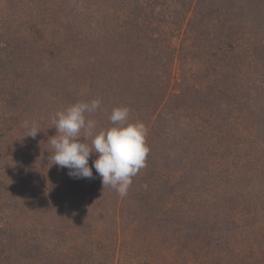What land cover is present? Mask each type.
Returning a JSON list of instances; mask_svg holds the SVG:
<instances>
[{
	"label": "trees",
	"instance_id": "1",
	"mask_svg": "<svg viewBox=\"0 0 264 264\" xmlns=\"http://www.w3.org/2000/svg\"><path fill=\"white\" fill-rule=\"evenodd\" d=\"M32 3L30 33L0 14V264H113L125 232L155 250L129 264H264V0ZM95 98L97 132L114 107L147 129L123 197L48 159Z\"/></svg>",
	"mask_w": 264,
	"mask_h": 264
},
{
	"label": "clouds",
	"instance_id": "2",
	"mask_svg": "<svg viewBox=\"0 0 264 264\" xmlns=\"http://www.w3.org/2000/svg\"><path fill=\"white\" fill-rule=\"evenodd\" d=\"M101 104L102 100L95 98L55 112L51 122L56 134L47 141L51 147L48 159L52 165L69 169L68 175L74 179L93 178L94 168L103 188L111 187L123 197L132 178L146 167L150 151L146 144L147 129L142 122L129 120L128 107H114L108 116L111 126L97 132L96 121L87 119L86 114L96 113ZM24 127L32 138L40 132L34 122L30 125L25 121ZM93 153L97 158L90 167L88 161Z\"/></svg>",
	"mask_w": 264,
	"mask_h": 264
},
{
	"label": "rangeland",
	"instance_id": "3",
	"mask_svg": "<svg viewBox=\"0 0 264 264\" xmlns=\"http://www.w3.org/2000/svg\"><path fill=\"white\" fill-rule=\"evenodd\" d=\"M32 0H0V14H4L10 20H17V24L20 25L19 29L28 31L29 33L34 29L35 25V11L32 5ZM32 14V15H31ZM26 21V22H25ZM35 25V26H34ZM45 27L44 25L41 26ZM45 29V28H43ZM25 32V33H26ZM18 156L13 155L12 161L17 165ZM11 161V160H10ZM15 168V166H14ZM117 251H112L113 264H129L130 252L136 255L138 262L143 259L144 255L153 253L155 250L151 249L150 243L152 238H145L142 235L135 234L134 232H125L117 237ZM150 248V249H148ZM127 251H129L127 253ZM127 253V255H126ZM127 257V259H126ZM133 264V263H131Z\"/></svg>",
	"mask_w": 264,
	"mask_h": 264
}]
</instances>
